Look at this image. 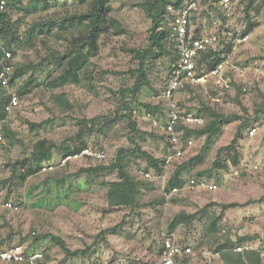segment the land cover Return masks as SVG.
I'll return each instance as SVG.
<instances>
[{"label": "rangeland", "instance_id": "1", "mask_svg": "<svg viewBox=\"0 0 264 264\" xmlns=\"http://www.w3.org/2000/svg\"><path fill=\"white\" fill-rule=\"evenodd\" d=\"M234 1L232 22L236 28L242 31L247 28L248 15L258 25L249 33L248 42L235 49L229 44L219 47L223 54L232 52L230 59L239 69L228 70L231 88L220 87L202 68L206 80L188 88L184 86L177 97L184 113L205 116L204 106H208L220 114L240 117L223 127L206 163L192 173H186V178H198L200 173L210 170L219 149L230 145L240 130V150L246 165L244 175L239 178L230 172L213 173L211 177L205 175L210 182L220 186L217 192H183L173 203L146 207L135 215L127 209L109 208L105 184L116 181L117 174H80V169L95 165L88 161L73 162L66 168L38 174L24 186L18 184L13 165L30 157L32 145L43 139L60 147L54 152L53 164L66 153L63 149L80 147L82 142L105 150L110 162L120 149L134 147L131 139L155 158L164 159L170 154L163 129L167 107L161 96L168 84L172 59L164 57L151 61L147 67L150 84L143 85L136 94L131 92L140 73L139 62L129 51L147 44L152 26L144 0L112 1V16L121 22L126 32L103 36L98 54L90 58L81 83L62 87L54 83L62 70L49 56L64 52L69 42L79 36V28L61 30L59 25L65 19L87 11L89 6L81 5L77 0H22L19 4L9 1L11 20L20 28L25 43L14 56L16 68L28 69L13 86V91L20 95L21 105L10 115L8 122L21 143L7 139V146L0 151V252L23 245L31 253L39 251L44 253V258L49 256L48 264H111L120 259L153 263L159 259L161 244L164 235L170 232L169 222L173 217L181 211L194 214L203 210L206 212L191 227L182 226L174 232L180 242L193 248L188 264H223L210 245L199 246L204 223L212 214L221 218L222 227L234 237L256 235L264 243V172L250 170L252 165L264 162V114L255 113L263 101L260 93L264 94V0H257L261 6L259 13L246 11L249 0ZM30 31L31 44L28 42ZM238 87L243 91L239 97L242 104L236 102ZM3 95L5 92L0 89V97ZM61 96L72 104L73 109L67 110L65 104L60 106L55 102ZM126 104L138 112L139 132L148 133L144 139L131 129L129 119L115 125L107 124L106 119L112 121L118 112L122 115L130 113L121 110ZM149 105L160 109L157 117L162 127L153 126L146 118ZM93 119H97L94 132L78 140L79 122ZM254 127L259 130L251 137L250 131ZM191 139L194 145L185 148V156L178 163L199 154L205 146L206 137ZM146 166V161L137 159L129 169L139 181L153 184L144 190L143 202L159 201L164 195L161 177L150 171L152 178H146ZM6 202L12 203L13 208H6ZM233 203L246 206L223 209ZM107 230L112 232L102 238L101 234ZM52 237L63 240L71 251L92 248L85 255L68 257ZM177 264H184V260Z\"/></svg>", "mask_w": 264, "mask_h": 264}, {"label": "trees", "instance_id": "2", "mask_svg": "<svg viewBox=\"0 0 264 264\" xmlns=\"http://www.w3.org/2000/svg\"><path fill=\"white\" fill-rule=\"evenodd\" d=\"M9 1H12L15 4H19L22 2V0H6V11L0 17V71L2 69L1 60L4 56V49L11 51L15 56L17 51L23 49L25 46V43L20 35V28L11 20L9 12ZM77 1L81 5H88V10L79 15H75L70 19H65L59 26L61 30H68L73 27H78L79 29L77 30L79 32V36L74 37L72 41L69 42V45L64 52L53 53L49 56V58L54 60L55 64L62 70L61 76L54 81L56 86L59 87H62L66 84L78 85L81 83L83 72L85 71V68L89 63L90 58L98 54L100 41L103 36L110 33L122 35L126 32L121 22L117 18L112 16L113 0ZM208 1L210 0H205V2ZM244 2L245 1H242L243 4ZM180 3L181 0H144V8L146 14L151 20L152 26L149 31V39L147 41V44L139 49H130L129 51L133 55L134 59L139 62L138 72L140 73V75L135 87L131 91L133 94L138 93L139 89L143 85L150 84L147 77V67L148 65H150L151 61L155 62L156 60L162 59L164 57H169L172 59L173 64L175 63L177 55L174 49L168 44L170 33L167 14L168 7L170 5L178 6ZM246 7V11L248 13H250V11L252 10H255L259 13L261 10V6H258L257 0H249ZM237 10L238 9H236V11ZM247 19L248 26L243 31L244 34L253 32L258 25V23L253 21L250 15L247 16ZM30 32L31 35L28 40L29 44H31L33 41L32 31ZM219 47H217L216 50L206 51L199 57L197 61L199 75L203 74L201 72L202 68H205L206 72L210 73L223 60V53L221 49H219ZM27 69V67L23 66L16 68L11 80L12 86H14L17 80L25 76ZM188 87H191V84H185V88ZM237 91L236 102L238 104H242V102L239 101V97L243 94V91L239 87L237 88ZM260 97L263 99V101L261 105L259 104L256 107L255 113L257 115L264 114V94L260 93ZM8 100L9 99L6 94L0 97V119H4L7 115L5 112V105L8 103ZM55 102L60 106L65 104L67 106V110L73 109L72 104L64 96L56 98ZM204 108L205 110L203 113H207V115L205 116L209 117V121L203 115L197 114V116H201L206 119V126L202 129L197 130L184 128L183 139L186 141L194 136L206 137L205 146L202 148L199 154L191 157L187 161L176 164V167L173 169V173L167 182L165 188L166 193L171 192V190L174 188H182L186 186L189 183L190 179L193 177L186 178L185 174L192 173L198 167L204 165L206 163L207 155L209 154L211 147L220 138L223 127L240 119V117L238 116H226L224 114H220L214 108L208 106H204ZM121 110H127L130 113L127 115H122L120 114V112H118L115 119H113L112 121L106 119L108 125H115L121 120L129 119L131 129L134 132L139 133L141 139H144V137L148 136V133L144 131L139 132L138 124L140 117L138 116V112L135 109L127 105L122 107ZM147 110L148 113L157 115L160 109L158 107L149 105L147 107ZM96 122L97 119H93L91 121H80L79 124L81 126V129L77 136L78 140H82L87 133H93L95 127L97 126ZM179 129L183 128L179 127ZM4 134L7 139L21 143V141H19L18 139V134L13 131L11 127L8 126V124L4 126ZM241 138L242 132L240 130L236 138L230 145L221 147L219 149L217 153V159L214 161L212 168L204 173H200L197 179H206L205 175L211 177L213 173L220 175L221 172H230L232 174L235 169L244 167L245 163L243 154L240 150ZM131 140L134 144V147L120 149L113 161L110 162L108 160L104 162H93L90 160H85L95 165H90L89 167L82 168L80 169L79 173L90 175L93 174L95 176H99L100 174L107 172L116 173L117 180L105 184V187L107 189L108 206L111 209H127L129 210L131 215H135L146 207H158L159 205L164 204L166 202V199L163 195L162 197H160L159 201L149 203L143 202L142 196L144 194V190L153 187V184L147 181L144 182L136 179V177L132 175L129 169L131 163L134 160L143 159L144 161H146L147 165L146 172L152 171L156 176H161L164 174L165 160L155 158L151 153L145 151L142 146L135 141V139ZM88 146H90L88 145V143L82 142V145L80 147H78L77 145L73 149L67 148V150L63 149V151L66 152L65 154L77 153ZM32 148L33 150L30 154V157L13 165L15 173L18 174L16 175V177H18V184L21 186H24L30 178L43 173L42 169L45 165L52 163L54 152L60 147L55 142L43 139L33 144ZM70 164L71 163H69L68 165ZM68 165L66 167H68ZM244 171L241 177L244 175ZM181 195H183V193L172 198L170 202H175L179 199V197H181ZM245 206L246 205L233 203L223 206V209L227 210ZM205 212L206 210L194 214H189L186 211H181L180 213L176 214L169 222L170 233H174L178 228L182 226L191 227L194 221ZM223 230H226V233H223ZM111 232L112 230L104 231L101 234V237L105 238V236L107 234H110ZM258 239L259 237L256 235L234 237L231 232H228L226 228L222 227L221 218L217 214H212L204 223V230L201 235V242L199 246L203 247V245L205 244L210 245L214 253H218L220 255V259L222 260L223 264H264V259L257 251L245 253H238L235 251L237 245L256 241ZM52 240L65 252L66 256L68 257H78L80 255H85L87 254L88 250L92 248L89 247L85 251H71L69 248H67L66 243L60 238L52 237ZM163 241L161 244L159 259L161 258L164 249ZM181 243L183 245L190 246L189 244H186L184 242ZM6 250L8 249H5L4 251ZM190 257L191 256H184L182 259L177 260V262L180 260H184V264H188V262L191 260ZM159 259L156 262L147 264H156ZM49 261V256H46V258H44L42 262H40V264H48ZM111 264L119 263L118 260H116ZM132 264H145V262L135 260V262H132Z\"/></svg>", "mask_w": 264, "mask_h": 264}, {"label": "built area", "instance_id": "3", "mask_svg": "<svg viewBox=\"0 0 264 264\" xmlns=\"http://www.w3.org/2000/svg\"><path fill=\"white\" fill-rule=\"evenodd\" d=\"M6 0H0V17L6 11ZM235 11L234 0H181L178 6L168 7V44L174 49L177 59L172 66L168 84L162 94V99L166 103L167 121L163 126L170 147V154L164 158V174L159 176L162 180L163 194L166 203L183 192H208L214 193L219 190V186L206 179L191 178L189 183L182 188H174L166 193L165 188L169 178L173 173L176 164L185 156V148H191L194 141L190 138L183 139L184 128L190 130L202 129L206 126V119L191 113H184L180 107L178 93L185 84H199L206 80L205 75L198 74L197 61L206 51L216 50L217 47L229 44L233 49L249 41L250 34H244L233 24ZM231 53L223 54V60L209 73V76L223 89L231 88V81L228 78V70L238 71L237 65L231 61ZM2 69L0 71V89L8 97L5 105L6 117L0 119V151L7 146V138L4 134V126L8 124L10 115L21 105L18 92L13 91L11 84L12 76L16 70L15 57L9 50L4 49V56L1 60ZM146 118L155 127H162L157 115L147 113ZM182 127L183 129H179ZM259 128L254 127L250 131L253 137L258 133ZM90 160L93 162L108 161V154L105 150L88 146L80 152L64 154L57 164L45 165L43 173L53 172L58 168L66 167L69 163ZM235 169L232 176L241 177L244 168ZM250 170L255 173L264 172V162L254 164ZM152 173H146L145 177L152 178ZM6 208H13L12 203L6 202ZM226 233V230H223ZM235 251L238 253L257 251L264 259V243L261 240L246 242L237 245ZM219 255L218 253H216ZM192 246L183 245L175 233L164 235V249L161 258L156 264H177V260L184 256H192ZM208 256H211L210 254ZM44 259L41 252H29L23 245L0 252V264H40ZM133 261L120 259L119 264H132Z\"/></svg>", "mask_w": 264, "mask_h": 264}]
</instances>
